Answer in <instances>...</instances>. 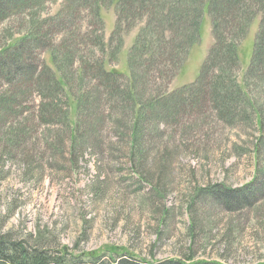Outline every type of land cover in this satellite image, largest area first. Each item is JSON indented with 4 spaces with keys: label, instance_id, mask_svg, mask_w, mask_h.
Returning <instances> with one entry per match:
<instances>
[{
    "label": "rangeland",
    "instance_id": "rangeland-1",
    "mask_svg": "<svg viewBox=\"0 0 264 264\" xmlns=\"http://www.w3.org/2000/svg\"><path fill=\"white\" fill-rule=\"evenodd\" d=\"M119 3L0 0V62L30 61L25 50L14 51L31 41L33 62L51 68L62 84L49 111L43 108L53 97L25 84L28 72L10 83L0 65V152L6 144L16 155L6 159L0 178V237L27 241V248L36 244L66 264L75 256L121 255L151 263L264 264V128L254 111L255 104L264 110V81L246 75L261 15L240 41L239 66L230 72L249 95L247 104H239L250 110L248 117L202 98L190 106L191 100L179 116L161 120L152 112L151 129L133 146V107L107 96L111 82L104 70L130 84L133 48L147 19L122 20ZM200 29L172 80L163 74L143 79L144 102L182 89L199 95L185 87H199L215 45L209 12ZM81 96L91 100H84L85 107ZM9 104L16 115H7ZM45 112L49 119L55 113L53 124L41 117ZM76 126L86 158L78 167L72 162L80 150L71 153L70 134ZM27 157L36 167L30 177L22 161ZM228 190L241 191L252 203L230 208L233 203L220 195Z\"/></svg>",
    "mask_w": 264,
    "mask_h": 264
},
{
    "label": "trees",
    "instance_id": "trees-1",
    "mask_svg": "<svg viewBox=\"0 0 264 264\" xmlns=\"http://www.w3.org/2000/svg\"><path fill=\"white\" fill-rule=\"evenodd\" d=\"M73 1V0H70ZM84 4L96 5L99 0H83ZM120 18L130 23L138 20L147 19L145 28L138 36L137 42L134 46L132 54V77L130 84L123 86L120 81V75L104 70L106 82H111V86L107 87V96L114 99L118 96L123 98V101L131 105L135 119L133 120V127H135L134 144L136 146L137 139L147 136L151 126L147 124V119L150 118L151 113L157 115L161 120L165 117H173L181 114V110L188 109L187 107L197 104V99H204L207 101L217 102V109L228 114H233V110L241 111V117H248V108L246 106L240 107V102L247 104L245 100L249 95L243 92L236 76L231 77L230 72L237 69L239 66L238 45L241 40L245 39L250 31L251 25L261 15L260 27L256 36V41L253 49V57L248 70L247 78L255 81H264V0H120ZM209 12L213 17L215 45L212 48L202 71V77L199 81V87L194 85L186 86L190 92L194 89L199 95L194 93L187 96L186 89H182L172 96L160 94L150 97L147 102H144L140 96V86L143 79L151 78L150 76L158 77L160 74L167 76L168 81L172 80L176 75V71L181 68L186 60L189 48L199 40L200 28H202V21L204 12ZM249 30V31H248ZM29 41L27 44H29ZM25 44L18 47L15 53L24 52V59L10 66L6 61H1L0 65L4 68V75L10 83H16L17 78L22 76L24 72H28L29 76L25 84L30 87L36 85L37 89L46 93L51 102L44 105L43 109L50 111L56 107L55 98L59 86L62 85L57 81L54 71L51 68H44L41 70L37 63L33 62V49ZM34 44V43H32ZM31 44V45H32ZM23 57V56H21ZM23 59V58H21ZM26 61V62H25ZM23 62V63H21ZM27 67H24L25 64ZM10 69V70H9ZM142 72L143 74H138ZM152 79V78H151ZM251 80V81H253ZM250 81V83H251ZM102 83V81H100ZM103 84V83H102ZM97 85H99L97 81ZM104 87L106 84H103ZM193 86V87H192ZM195 86V87H194ZM103 87V86H101ZM103 87V88H104ZM200 89V91H199ZM56 90V92H55ZM188 91V92H189ZM201 91H203L201 93ZM59 92V91H58ZM50 95H49V94ZM210 95L207 97V94ZM46 96V97H47ZM47 97V98H48ZM174 98L173 103L170 104ZM201 99V100H202ZM86 97L81 96V103L84 105ZM190 106H189V102ZM81 108H84L83 106ZM254 105V104H253ZM252 105V106H253ZM130 106V107H131ZM161 110H155L157 107ZM254 111L260 115L261 132L264 128V110L259 109L256 104ZM9 104L6 109L7 115H16L12 110H9ZM149 108L151 111L148 112ZM82 110V109H81ZM41 116L46 122L54 123V118H57L55 113L49 119V113L45 112ZM83 116V113H78V119ZM51 121V122H50ZM80 122V121H79ZM71 128V147L72 152L79 148L80 154L75 157L72 163L76 167L86 160L82 151V145L79 141L83 134L78 135V128ZM146 127H149L146 132ZM88 129H85V135L88 134ZM146 134V135H145ZM139 135V136H138ZM87 142V138L85 139ZM77 150V151H79ZM76 151V152H77ZM16 158L15 150L10 145H3L2 152H0V178L6 175L4 166L6 159ZM32 157H27L24 164H27L24 174L27 177L33 173L34 162ZM36 169V167H35ZM221 197L224 200L233 203L230 208H239L246 203H252V197L243 198L241 191L228 190L222 192ZM36 244L27 248V241L0 237V264H66L59 262L54 254L48 249L40 250L35 248ZM43 247V246H42ZM45 248V247H43ZM68 264H188L182 260H165L158 262H147L140 260L131 255H121L118 258L114 256H98L92 257L90 260L84 259L82 256H75L73 261ZM191 264H219L215 262H198Z\"/></svg>",
    "mask_w": 264,
    "mask_h": 264
}]
</instances>
